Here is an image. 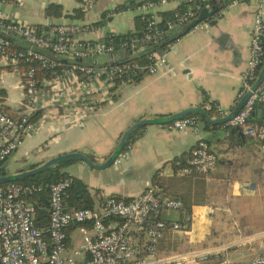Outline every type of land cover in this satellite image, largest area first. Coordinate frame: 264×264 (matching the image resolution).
Masks as SVG:
<instances>
[{"label":"built area","instance_id":"built-area-1","mask_svg":"<svg viewBox=\"0 0 264 264\" xmlns=\"http://www.w3.org/2000/svg\"><path fill=\"white\" fill-rule=\"evenodd\" d=\"M253 1L259 3V11L252 25L250 56L238 95L240 102L252 90L264 62V0H146L135 3L127 11L140 16L145 28L140 34L120 35L118 42L113 38L119 36L116 34L99 38L97 34L101 28L93 23L71 21L40 27L0 18V32L17 40L14 43L0 35V66L13 67L19 73L22 89L18 115H10L0 104V169L35 132L33 119L49 101L54 108L59 107L69 99L71 88L76 87L82 96L79 104L88 106L84 98L90 92L101 93L104 98L133 83L137 68L128 62H117L118 53L136 55L145 51L146 44L157 41L167 32H174L177 27L188 26L205 9L218 7L212 17L216 21L229 8ZM0 2L8 3V0ZM171 2L177 5L171 11L173 17L160 26L163 17L157 11ZM86 6H93V2L89 1ZM115 15L109 13L108 17ZM18 45L22 48L14 49ZM103 58L106 62L101 61ZM151 59L148 68L141 66L137 70L156 75L167 64L163 55H154ZM22 63L31 65L25 73L19 70ZM34 63L52 76L40 78ZM58 82L66 84L69 91L57 88ZM3 83L0 71V88ZM51 88H55V92ZM259 102L264 104V81L226 126L239 130L243 138L250 139L264 153V124L251 120ZM204 111L223 117L228 115L212 100L205 104ZM161 127L167 131L192 129L197 137L202 133L197 116H186L161 124ZM131 148L132 144L128 150ZM126 157L127 154L122 153L115 164ZM217 161L209 144L199 138L190 159L175 170V175L206 177L215 170ZM70 186V180L50 186L48 228L36 222L35 198L43 192L42 186L13 182L0 188V264H236L231 261V250L235 253L242 249L248 251L254 246L250 241L264 239L262 232L231 244L164 253L161 243L165 235L168 232L190 234L194 215L183 201L168 195L161 185L149 184L134 197L110 196L93 209L67 210L65 197ZM173 215L178 217L170 218ZM239 260L243 261L241 257ZM237 264H264V253L247 263Z\"/></svg>","mask_w":264,"mask_h":264},{"label":"crops","instance_id":"crops-1","mask_svg":"<svg viewBox=\"0 0 264 264\" xmlns=\"http://www.w3.org/2000/svg\"><path fill=\"white\" fill-rule=\"evenodd\" d=\"M89 1L93 2V6H86ZM131 1L139 3L146 0H8V3L0 2V18L16 19L40 27L71 21L93 23L101 28L97 36L105 38L110 34H133L141 28L138 15L132 11L119 13L110 20L107 19L109 14L105 17L116 6ZM52 3L63 5L64 16L60 19L47 18L45 15L46 7ZM176 7L171 2L161 7L157 14L171 12ZM76 9L85 12L84 18L75 20L66 16ZM258 11L257 1L229 8L222 18L203 23L179 39L168 52L160 54L165 57L167 64L158 74L145 73L140 78L133 77L134 82L129 86L104 98L101 93L90 92L84 98L88 106L79 104L82 96L76 87L71 88L69 99L59 107L54 108L55 105L49 101L36 115L35 132L22 142L9 159L8 167L13 160L19 162L16 173L34 165L35 160L42 165L72 152L81 153L89 159L93 157L96 161L94 164L103 165L116 150L122 135L135 123L177 115L192 108L204 111L209 100L219 105L229 116L240 103L238 95L247 71L252 25ZM262 13L264 18V8ZM116 60L122 62L119 56ZM101 61L106 62L105 58ZM19 70L22 72L21 66ZM0 71L4 78L3 87L0 88V104L7 113L16 116L22 98L21 77L13 67L0 66ZM55 86L66 89L67 85L58 82ZM51 91L55 92V88H51ZM258 112L256 107L255 122H264V110L262 114ZM260 115L261 119L257 120ZM227 116L210 115L215 121ZM200 123V137L192 129L167 131L161 125L142 127L143 130L130 143L131 150L127 147L124 152L127 157L120 164H114L113 175L116 178H112L107 186L103 182H92L83 175L77 177L89 186L94 199L101 202L110 196H137L158 178L161 181L159 185L168 195L183 201L195 214L194 219L195 216L196 219L200 217L197 224L192 225L190 235L168 232L161 243L164 253H177L176 238L183 239L184 244L195 245L206 236L199 234L201 226L206 221L213 222L218 209H211L207 205V201H211L208 196L213 198L217 195L223 182L225 217L228 214L233 224L240 229L238 238L225 244L264 232L260 230L255 234L249 222L258 204L264 208V153L250 139L230 135L226 124L208 126L203 121ZM199 138H203L217 155L215 170L206 177L195 174L177 177L172 167L173 161L186 153L191 157ZM76 163L79 161L73 164ZM135 185L138 190L134 188ZM198 189L204 191L206 202L196 199L197 194L193 192ZM200 213L201 216L198 215ZM261 214L264 215V212ZM170 218H174V215ZM261 226L264 227V222ZM251 244L254 246L248 252L251 253L254 248L257 252L248 259L261 254L256 244ZM203 246L211 244L204 243Z\"/></svg>","mask_w":264,"mask_h":264},{"label":"trees","instance_id":"trees-1","mask_svg":"<svg viewBox=\"0 0 264 264\" xmlns=\"http://www.w3.org/2000/svg\"><path fill=\"white\" fill-rule=\"evenodd\" d=\"M219 5H220V1H218ZM135 2L131 1L128 4H123V5H118L116 6L114 9H112L111 11L107 12L105 14V17H107L106 15L110 14H119L122 12H125L128 10L129 6L134 7ZM45 15L47 16V18H51V19H60L61 17L64 16V7L63 5L60 4H56V3H52L49 4L46 9H45ZM85 12L81 9H76L74 10V12L70 15H66L67 17L73 18L75 20H79L84 18ZM162 17H163V21L160 23V26H164L166 21L171 19L173 17L172 12H164L162 13ZM139 22L141 23V28L138 29V31L136 32L137 34H140L144 28H145V23L142 20V18L140 16H137ZM107 19H111V18H107ZM214 21V19H210L208 22L212 23ZM132 34V33H129ZM187 34V33H186ZM186 34H182L180 36H174L173 32H167L165 33L162 37H160L157 41H153L150 42L148 44H146L145 46V51L138 53V54H134V55H129V52H120L118 53L117 56H119L122 61L124 62H128L133 64L137 69L142 67L148 68L151 64H152V56L154 55H160L163 53L168 52L171 47L181 38H183ZM0 35L6 37V38H10L12 40V42H17L15 37H11V35L0 32ZM114 35V34H113ZM122 36V35H121ZM121 36H114V40L116 42L119 41V39L121 38ZM171 41V43H169ZM22 47L20 45L15 46L14 49H21ZM264 65V62L261 66V69ZM34 66L38 69V76L40 78L43 77H47L50 78L52 75L51 73H49L48 71H42L40 70L38 64L34 63ZM31 67V65L26 64V63H22L21 65V69L22 72L25 73L29 68ZM135 69L134 71H137V75L135 77H142L141 73L142 71H139ZM209 114L211 115L212 113L209 112ZM191 116V115H190ZM198 119L200 121L205 122L208 126L209 123L205 120L204 117L202 116H198ZM36 119V116L34 117V121ZM252 122L256 123L254 118L252 117ZM259 124H264V122L260 121L258 122ZM227 129L230 131V135L232 136H238L240 139H242V135L241 132L237 129H232L230 127L227 126ZM142 129H138L136 130L130 137L128 143L126 144V147L123 151L126 152L127 147L130 143H133L135 140V137L137 136V134H139ZM189 154H183L180 157L176 158L173 161V165L172 167L176 170L177 168L181 167V166H185L187 160L189 159ZM91 161L96 163L95 159L93 157H90ZM74 161H66L63 162L61 164H58L54 167L49 168L48 170L44 171L43 173H40L34 177H30V178H26L24 180L21 181H17L14 182L16 184L19 185H40L43 188V192L38 195L35 200L37 203V219L36 222L38 224V226L41 227H45L48 228L49 226V215H50V207H49V194H48V190L50 188L51 185L58 183L60 181L63 180H70L71 181V186L67 191L66 197H65V205L67 210H84V209H93L96 206H98L99 204H101V200L96 201L91 193V190L89 188V186L81 179L72 176L69 172L66 171V169L73 164ZM40 166V164H34V165H30L28 168L25 169H21L18 170L16 173H22V172H26L28 170H32L36 167ZM12 175L10 174V172H8L7 168H1L0 169V177H6ZM153 183L159 184L161 183L160 180L154 179ZM8 184H3L0 185V188H4L6 187ZM182 235H187L185 233H180ZM250 235V234H248ZM219 244H223L222 242L217 243ZM177 252H185L188 250H191L194 248V246L192 245H188V244H184L183 239L181 238H176V245H175Z\"/></svg>","mask_w":264,"mask_h":264},{"label":"rangeland","instance_id":"rangeland-1","mask_svg":"<svg viewBox=\"0 0 264 264\" xmlns=\"http://www.w3.org/2000/svg\"><path fill=\"white\" fill-rule=\"evenodd\" d=\"M31 161L33 162L34 160H31ZM34 162H35V164L38 163V162H36V160ZM80 163L81 162L71 165L70 167H68L66 169V171L69 172L71 175H74L76 177H79L81 175L86 176L92 182L93 181L103 182V184L105 186H107V184L109 183V181L112 178L113 179L116 178L113 175V171L115 169L114 165L107 168L106 170H95L86 164H80ZM19 164H20L19 162H16L13 160L11 162L10 166L7 168L8 172H10V174H15L14 172L16 171ZM83 165H85V166H83ZM116 183H119V182H116ZM134 188L136 190H138V186L135 185ZM201 189L194 191L193 194L194 195L197 194L196 199L198 201L202 200L203 202H206L205 201L206 196L204 194V191ZM200 190H201V193H198ZM134 192H136V191H134ZM217 192H218L217 195H215L213 198H211V196H208V198L211 199V201H207L208 202L207 205L211 209L214 207L218 208L217 211H215L214 220H213V222L206 221V223L202 224V226H201L202 231L199 232V234L201 236L203 234H206V236H208V237L204 236L203 238L200 239L201 242L196 243L195 245L192 243L193 244L192 246H195L193 249H204L203 248L204 243L211 244V246H206V247H212V246L218 245L217 243L214 244L213 243L214 241H217L220 243L222 242L225 244V242H229V241L231 242V241L238 238L237 233L240 230L239 227H237L235 224H233V221H232L231 217H229L228 214H226L227 217H225V182H223L220 185V190ZM254 212H255V214L252 216V218L249 220V222H250V224L253 225L252 231L255 233V232H258L260 230L261 231L264 230V227L261 226L262 223L264 222L263 221L264 215L261 214V212H264V208H262L261 205L258 204L257 209H254ZM198 215L201 216V213ZM174 217L176 218L178 216L174 215ZM199 218L200 217H198L196 219V216H195L194 222L192 223L193 226L195 224H197L196 222L198 221ZM250 242H253L256 244V246L259 249V253L264 252V239H262V238L254 239ZM174 250H176V249H174ZM256 250L257 249L254 248V250L251 251V253L246 251V249L240 250L239 251L240 253H235V250H231V254H230L231 261L233 263H236V264L239 262L247 263V261L249 262V260H250L248 258L253 253L257 252ZM240 257L243 261L239 260Z\"/></svg>","mask_w":264,"mask_h":264},{"label":"water","instance_id":"water-1","mask_svg":"<svg viewBox=\"0 0 264 264\" xmlns=\"http://www.w3.org/2000/svg\"><path fill=\"white\" fill-rule=\"evenodd\" d=\"M217 11H218L217 6H213V8L211 10H209V9L203 10L200 13L199 17L195 21L190 23L188 26L183 27V28L177 27L175 29V31L173 32V35L174 36H180L182 34H186L190 31H192L193 29L197 28L200 24H202L204 22H208L210 19H212V17L215 15V13ZM169 43H171V41ZM133 54H134L133 52H129V55H133ZM141 74L144 75L145 71H142ZM263 81H264V65L260 71L258 79L256 80L255 84L253 85L252 90L240 101L238 106L230 113V115L224 119L217 120V121L212 120L210 115L207 114L205 111H203L199 108H192V109H187V110H185V111H183L177 115H172V116H167V117H162V118H156V119L141 120V121L135 123L133 126H131L130 129L127 130L122 135L121 140H120L116 150L111 155V157L108 159V161L103 165H96L87 156H85L81 153H78V152H72V153H67V154L61 155L59 157L53 158V159L49 160L48 162H46V163H44V164H42V165H40V166H38L32 170H28V171L22 172V173H15V174H12V175H9L6 177H0V185L9 184V183L24 180L26 178L34 177L40 173H43L44 171L48 170L49 168L54 167L58 164L66 162V161H74V162L79 161V162L85 163L86 165H88L92 169L105 170V169H107V168H109L115 164L116 160L119 158V156L124 151L126 144L128 143L131 135L136 130H138L142 127H145V126L166 124V123H170V122H173L175 120H179L183 117L190 116V115L202 116L211 125H222V124L225 125L228 122H230L231 120H233L234 117H236L240 113V111L243 109V107L245 106L248 99L261 86ZM257 108L259 110L258 113L262 114L263 110H264V104L259 102L257 105ZM253 118H255V114H253ZM260 119H261V115L257 118V120H260ZM258 122H260V121H257L256 123H258ZM8 165H9V160L4 164L3 168H7Z\"/></svg>","mask_w":264,"mask_h":264}]
</instances>
